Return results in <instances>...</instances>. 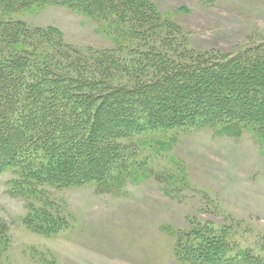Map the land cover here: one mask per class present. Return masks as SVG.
Returning a JSON list of instances; mask_svg holds the SVG:
<instances>
[{"label": "trees", "instance_id": "16d2710c", "mask_svg": "<svg viewBox=\"0 0 264 264\" xmlns=\"http://www.w3.org/2000/svg\"><path fill=\"white\" fill-rule=\"evenodd\" d=\"M46 5L102 22L117 45L79 48L13 17ZM181 32L147 0H0V175H15L11 194L116 179L138 164L128 151L149 130L245 127L264 138V44L197 51ZM24 222L40 232L66 224L39 208ZM186 236L180 259L228 260L225 235L206 226Z\"/></svg>", "mask_w": 264, "mask_h": 264}, {"label": "rangeland", "instance_id": "374dc122", "mask_svg": "<svg viewBox=\"0 0 264 264\" xmlns=\"http://www.w3.org/2000/svg\"><path fill=\"white\" fill-rule=\"evenodd\" d=\"M147 1L181 28L187 48L236 53L264 44V0ZM13 17L53 27L79 48L117 45L102 22L62 6ZM134 140L128 153L138 164L102 185L40 183L12 195L15 175L2 173L0 264H193L186 260L191 255L176 256L177 241L184 245L193 227L206 226L225 235L230 249L228 260L215 264H264L263 137L245 127L232 133L180 127ZM31 208L66 224L47 232L29 228L24 219ZM245 251L246 260L238 256Z\"/></svg>", "mask_w": 264, "mask_h": 264}]
</instances>
